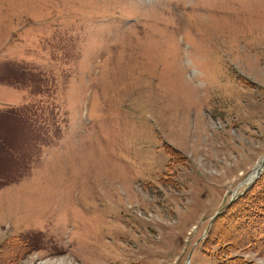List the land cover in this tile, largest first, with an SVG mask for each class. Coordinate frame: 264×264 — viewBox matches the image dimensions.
Masks as SVG:
<instances>
[{
  "label": "rangeland",
  "instance_id": "374dc122",
  "mask_svg": "<svg viewBox=\"0 0 264 264\" xmlns=\"http://www.w3.org/2000/svg\"><path fill=\"white\" fill-rule=\"evenodd\" d=\"M19 108L3 264H219L205 232L264 159V0H0Z\"/></svg>",
  "mask_w": 264,
  "mask_h": 264
},
{
  "label": "trees",
  "instance_id": "16d2710c",
  "mask_svg": "<svg viewBox=\"0 0 264 264\" xmlns=\"http://www.w3.org/2000/svg\"><path fill=\"white\" fill-rule=\"evenodd\" d=\"M8 114L11 115L5 120H0V125L9 122L8 120L24 119L23 115L13 111ZM10 148L6 139H0V164L5 158L8 159ZM2 176L0 173V183L3 184L7 179ZM204 246L209 250L213 247L219 248V264H254L245 258V253L264 256V189L253 185L233 202L228 203L214 219ZM9 247L10 244L6 249ZM0 252V264L10 261L12 257L7 251L6 255L3 250ZM233 253L236 255L233 256Z\"/></svg>",
  "mask_w": 264,
  "mask_h": 264
},
{
  "label": "bare ground",
  "instance_id": "6f19581e",
  "mask_svg": "<svg viewBox=\"0 0 264 264\" xmlns=\"http://www.w3.org/2000/svg\"><path fill=\"white\" fill-rule=\"evenodd\" d=\"M258 167H256V169H255V173H256V175H257V172H258ZM254 178V177H253ZM253 179H251V180H249L250 182L252 181Z\"/></svg>",
  "mask_w": 264,
  "mask_h": 264
}]
</instances>
